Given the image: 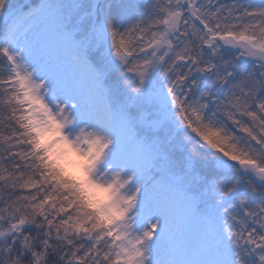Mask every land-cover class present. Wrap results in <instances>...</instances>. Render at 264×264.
I'll return each instance as SVG.
<instances>
[{
  "label": "snow or ice",
  "instance_id": "snow-or-ice-1",
  "mask_svg": "<svg viewBox=\"0 0 264 264\" xmlns=\"http://www.w3.org/2000/svg\"><path fill=\"white\" fill-rule=\"evenodd\" d=\"M0 264H264V0H0Z\"/></svg>",
  "mask_w": 264,
  "mask_h": 264
}]
</instances>
